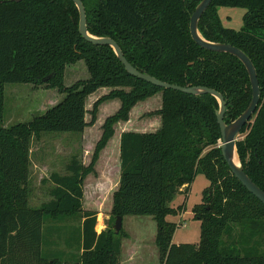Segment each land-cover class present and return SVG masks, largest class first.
I'll use <instances>...</instances> for the list:
<instances>
[{
  "label": "trees",
  "instance_id": "16d2710c",
  "mask_svg": "<svg viewBox=\"0 0 264 264\" xmlns=\"http://www.w3.org/2000/svg\"><path fill=\"white\" fill-rule=\"evenodd\" d=\"M200 1L81 0L91 35L113 39L133 67L161 81L216 90L224 97L229 123L248 106L250 82L235 56L205 49L191 38L189 18ZM221 6L245 8L239 30L222 25ZM197 29L208 41L239 48L255 68L260 99L239 132L236 151L246 175L264 192V0H211ZM79 60L88 77L64 86L65 66ZM5 83L46 85L64 97L28 122L3 127ZM100 87L110 91L87 110V96ZM157 93L161 106L152 114L160 117L159 128L120 134L119 182L105 229L97 233L96 213L82 208L83 182L94 172L99 154L87 166L71 156L64 174L48 177L51 199L28 206L32 136L81 133L95 122L98 105L117 99L119 108L103 124V146L113 135V122L127 121L137 102ZM217 110L210 94L164 89L128 74L110 46L92 44L79 34L71 0H0V264H120L122 226L114 233L112 222L126 215L155 220L161 264H264V205L221 156ZM198 174L208 180L201 202L192 208L200 222L199 241L174 244L178 224L165 217L182 206L169 204L177 193L187 195ZM46 222H52L48 232L55 238L78 249V259L54 257L73 254L48 250L57 240L44 241Z\"/></svg>",
  "mask_w": 264,
  "mask_h": 264
},
{
  "label": "rangeland",
  "instance_id": "374dc122",
  "mask_svg": "<svg viewBox=\"0 0 264 264\" xmlns=\"http://www.w3.org/2000/svg\"><path fill=\"white\" fill-rule=\"evenodd\" d=\"M245 12V8L241 7H218L222 25L234 30L241 28ZM87 77L86 66L83 60H79L65 66L63 84L69 86ZM109 91L108 87H100L88 95L85 101L87 110L91 109L97 98ZM159 96L155 94L137 102L131 108L127 121L113 122L111 124L113 135L103 146L100 145L103 138V124L107 117L113 115L119 108L120 103L117 99L104 101L98 105L95 122L81 133H40L32 136L29 149L28 206L35 208L51 199L52 184L48 181V177L53 172L64 174L65 165L71 156H75L87 166L92 155L99 154L93 167L94 172L88 174L83 182L82 208L94 211L96 214L101 212L109 215L119 175L120 132L125 129L142 130L140 132L156 130L159 127V116L152 113L161 106ZM63 97L64 93L57 88L46 85L5 83L2 92L1 124L3 127H8L15 123L28 122L60 102ZM85 118L89 121L90 114L86 113ZM207 185L208 180L205 176L198 174L193 179L187 195L177 193L170 202L172 208L182 206V209L175 212L176 214L165 217L167 221L178 224L172 235V243H198L200 222L194 218L192 208L201 202L202 192ZM103 218V223L107 224L105 217ZM50 224L52 222H46L44 241L49 243L57 240V245H48V250H65V253L73 254V257L68 258L66 254L60 256V252L55 251L59 254L54 257L61 261L78 259L80 252L76 247H66L62 239H57L48 232ZM95 230H99V226ZM156 231V222L149 215L124 216L120 240V264H161L160 253L155 244Z\"/></svg>",
  "mask_w": 264,
  "mask_h": 264
},
{
  "label": "water",
  "instance_id": "95a60500",
  "mask_svg": "<svg viewBox=\"0 0 264 264\" xmlns=\"http://www.w3.org/2000/svg\"><path fill=\"white\" fill-rule=\"evenodd\" d=\"M77 11H78V32L79 34L88 42L95 45H108L112 48L116 57L123 65L125 71L141 80H144L154 86L177 90L182 93L199 95V94H210L216 98L218 101V110L216 111V121L219 126L220 139L218 146L220 147V152L223 160L229 167L232 175L250 192L255 196L263 205H264V192L246 175L244 172L239 157L236 151V141L239 136L240 130L243 126L249 121L252 114L255 112L259 99H260V89L258 84V79L256 75L255 68L248 58V56L242 52L239 48L234 47L227 43L212 42L204 39L197 29V23L202 13L208 7L211 0H201L199 4L195 7L194 11L189 18V32L193 41L199 46L216 52H225L235 56L245 67L250 87H251V98L248 106L245 110L237 116L233 121L226 123L224 121V112H225V100L224 97L214 89L204 87V86H179L176 84H171L168 82L161 81L145 72H141L133 67L123 56V53L117 43L109 37H97L91 35L86 28V15L84 6L81 0H71ZM53 76V73H50L48 76L42 79V82H46ZM234 158L237 159L238 164L234 162ZM122 226V217L116 216L112 229L114 233H118Z\"/></svg>",
  "mask_w": 264,
  "mask_h": 264
},
{
  "label": "crops",
  "instance_id": "0c3cea01",
  "mask_svg": "<svg viewBox=\"0 0 264 264\" xmlns=\"http://www.w3.org/2000/svg\"><path fill=\"white\" fill-rule=\"evenodd\" d=\"M157 95H160L159 93H157ZM160 97V99H161V95L159 96ZM114 100V99H113ZM117 105H119V103L117 104ZM136 105V104H135ZM134 105V106H135ZM133 106V107H134ZM132 107V108H133ZM87 109V108H86ZM85 120H86V118H85ZM87 121V120H86ZM159 126H160V117H159ZM87 127V126H86ZM86 127L84 128V130L86 129ZM159 128V127H158ZM157 128V129H158ZM83 130V131H84ZM127 130H130V129H125V130H123V131H127ZM122 131V132H123ZM130 131H136V130H130ZM140 131H142V130H139V131H137V132H140ZM120 134H121V132H120ZM119 138H120V135H119ZM118 158H119V155H118ZM118 167H119V164H118ZM118 182H119V175H118V181H117V186H118ZM99 215H101L100 217H99ZM103 217H105V219H106V222L108 221V219H109V215L108 214H103V213H97L96 214V227L95 228H97L98 226H99V230H95L97 233H99L100 231H102L103 229H105V227H106V223L104 224L103 223Z\"/></svg>",
  "mask_w": 264,
  "mask_h": 264
},
{
  "label": "bare ground",
  "instance_id": "6f19581e",
  "mask_svg": "<svg viewBox=\"0 0 264 264\" xmlns=\"http://www.w3.org/2000/svg\"><path fill=\"white\" fill-rule=\"evenodd\" d=\"M234 162H235L236 164H238V161H237V159H236V158H234Z\"/></svg>",
  "mask_w": 264,
  "mask_h": 264
}]
</instances>
